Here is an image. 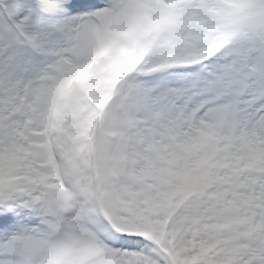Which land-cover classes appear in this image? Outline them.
I'll list each match as a JSON object with an SVG mask.
<instances>
[{"label":"snow or ice","instance_id":"1","mask_svg":"<svg viewBox=\"0 0 264 264\" xmlns=\"http://www.w3.org/2000/svg\"><path fill=\"white\" fill-rule=\"evenodd\" d=\"M0 264H264V0H0Z\"/></svg>","mask_w":264,"mask_h":264}]
</instances>
